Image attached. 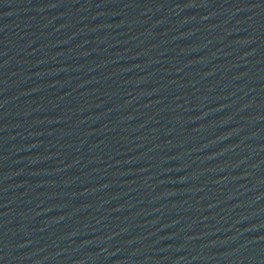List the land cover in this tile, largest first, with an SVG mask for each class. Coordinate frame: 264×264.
Segmentation results:
<instances>
[{
	"label": "water",
	"instance_id": "water-1",
	"mask_svg": "<svg viewBox=\"0 0 264 264\" xmlns=\"http://www.w3.org/2000/svg\"><path fill=\"white\" fill-rule=\"evenodd\" d=\"M0 264H264V0H0Z\"/></svg>",
	"mask_w": 264,
	"mask_h": 264
}]
</instances>
